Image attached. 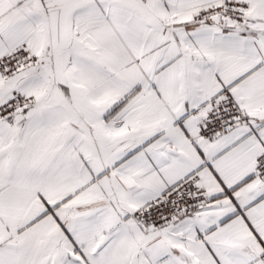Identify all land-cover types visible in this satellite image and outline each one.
<instances>
[{
	"label": "snow or ice",
	"instance_id": "obj_1",
	"mask_svg": "<svg viewBox=\"0 0 264 264\" xmlns=\"http://www.w3.org/2000/svg\"><path fill=\"white\" fill-rule=\"evenodd\" d=\"M0 264H264V0H0Z\"/></svg>",
	"mask_w": 264,
	"mask_h": 264
}]
</instances>
